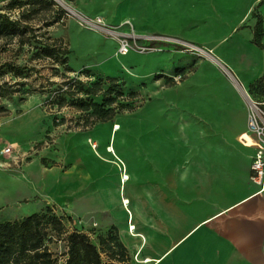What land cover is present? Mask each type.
Returning <instances> with one entry per match:
<instances>
[{
  "label": "crops",
  "instance_id": "1",
  "mask_svg": "<svg viewBox=\"0 0 264 264\" xmlns=\"http://www.w3.org/2000/svg\"><path fill=\"white\" fill-rule=\"evenodd\" d=\"M72 1L74 15H89ZM259 3L248 0L236 19L221 14V4L214 10L222 19H212L208 4L192 35H209L212 20L219 25L216 40L229 42L214 47L218 67L199 59L192 80L166 89L140 125L120 119L86 127L62 142L59 173L31 176L78 227L116 228L132 264H264V196L251 181L255 149L240 141L248 131L245 96L264 98V85L250 93L264 76V50L253 43L257 20L240 25ZM32 121L15 137L31 136Z\"/></svg>",
  "mask_w": 264,
  "mask_h": 264
},
{
  "label": "rangeland",
  "instance_id": "2",
  "mask_svg": "<svg viewBox=\"0 0 264 264\" xmlns=\"http://www.w3.org/2000/svg\"><path fill=\"white\" fill-rule=\"evenodd\" d=\"M10 1L0 3V13L7 11L5 8ZM50 1L63 11L60 12L63 20L46 32L52 38H62L67 44L71 52L68 65L73 72H67L65 67L53 61H34L36 51L33 45H20L18 39L12 42L0 40V144L12 145L21 160L25 159L19 166L12 165L0 171V224L21 221L36 213L43 214L51 208L53 214L62 219L65 229L61 235L49 230L46 246L57 264H67L69 233L78 230L98 244L99 237L106 236L111 228L105 230L100 226L84 224L78 227L75 220L65 213L61 203L50 199V188H41L31 179L32 174L59 173L63 166L62 142L86 131V125L92 122L87 113L79 111L70 103L62 109L51 105L58 85L68 80L73 86H76L74 82L77 81L89 88L99 82L101 92L93 97L98 103L104 102V94L113 85L114 89L126 95L137 92V98L121 97L114 105L116 109H119L118 105H133V111L120 109L113 120L105 123L112 125L122 120L124 124L140 125L146 107L163 97L166 89L178 86L186 79L192 80V71L196 69L199 59L211 60L218 67L215 59L219 62L216 56L220 53L214 55V47L221 50L229 42L228 39L216 40L219 25L212 20L209 35H192L197 23L195 21L204 16L205 7L211 4L214 11L212 19H222L221 14L236 19L244 12L248 0H78L89 12V15L78 13V16L71 13L74 7L72 0ZM220 4L221 14L214 10ZM260 11L264 19V4L246 11L242 15L241 27H247L248 21L255 19L253 14ZM12 13L13 17L17 16L15 12ZM50 15L42 12L40 18L53 21ZM81 16L92 20L100 17L105 25L117 28L131 40L130 53L125 56L119 54L118 40L102 33L100 29L87 27ZM68 21L80 30L69 29ZM133 34L138 37H132ZM146 37L159 39L151 41L146 40ZM145 47L150 48V51H144ZM6 65L26 69L21 75L15 76ZM83 66H88L94 72L86 68L78 70ZM179 70L182 73H178ZM260 89L257 86L250 93L260 92ZM68 101L72 99L68 98ZM31 120H34L31 124L35 126L31 136L20 134V137H15L13 131ZM90 142L88 145L91 148ZM102 259L108 264L106 256L103 255ZM127 264H132L131 256Z\"/></svg>",
  "mask_w": 264,
  "mask_h": 264
},
{
  "label": "trees",
  "instance_id": "3",
  "mask_svg": "<svg viewBox=\"0 0 264 264\" xmlns=\"http://www.w3.org/2000/svg\"><path fill=\"white\" fill-rule=\"evenodd\" d=\"M264 4L261 0L258 7ZM7 11L0 13V40L14 41L18 39L20 45H33L35 47L34 61H53L65 67L67 72H73L69 67V55L71 54L67 44L62 38L50 37L46 30L61 22L62 15L56 4L50 0H11L5 8ZM59 10V11H58ZM3 11V10H1ZM12 12L17 14L12 16ZM42 12L50 13L53 21L40 18ZM253 17L257 23L254 27L253 43L264 50L262 43L264 37V19L255 12ZM41 32H44L40 35ZM15 76L21 75L26 67L6 65ZM35 72L36 69H32ZM182 73V71H178ZM64 78V76L62 75ZM67 79V78H66ZM112 83H115L111 79ZM73 86L68 80H64L54 91V102L51 104L57 109H62L70 103L79 111L87 113L92 122L86 127H91L98 122H107L119 112L128 109L133 111V105L114 106L118 98H137V92L126 95L117 91L115 85L104 94L103 103L94 100L100 90L99 82L85 88L81 83L74 82ZM259 88L264 85V76L257 81ZM115 93L113 97L112 94ZM84 96V97H82ZM71 98L72 101H68ZM55 125V122H54ZM56 126V125H55ZM65 225L61 218L55 216L51 208L43 214H33L21 221L6 222L0 224V264H57L50 249L46 246L49 230L61 235ZM68 259L67 264H106L102 256H106L108 264H127L130 253L122 243L116 228H111L106 236L98 239L94 244L90 237L78 230H73L67 235Z\"/></svg>",
  "mask_w": 264,
  "mask_h": 264
},
{
  "label": "built area",
  "instance_id": "4",
  "mask_svg": "<svg viewBox=\"0 0 264 264\" xmlns=\"http://www.w3.org/2000/svg\"><path fill=\"white\" fill-rule=\"evenodd\" d=\"M83 24L87 27H94L119 42V54L125 56L130 53L132 46L130 39L123 36L117 28L105 25L102 18L98 17L94 20L86 19L81 16ZM132 37L136 38L135 34ZM146 40H156L159 38L146 37ZM144 51H150V48H144ZM248 107V131L240 137V141L244 145H251L255 151L251 164V181L258 187L257 194L264 196V98L254 99L249 95L245 96ZM0 171L10 168L12 165L19 166L25 159L21 160L20 156L15 152L12 145L0 147ZM97 225L95 224L94 227ZM131 233L135 232V226L129 227Z\"/></svg>",
  "mask_w": 264,
  "mask_h": 264
},
{
  "label": "bare ground",
  "instance_id": "5",
  "mask_svg": "<svg viewBox=\"0 0 264 264\" xmlns=\"http://www.w3.org/2000/svg\"><path fill=\"white\" fill-rule=\"evenodd\" d=\"M72 13V12H71ZM76 16H78V15H76ZM199 49V48H198ZM228 72V71H227Z\"/></svg>",
  "mask_w": 264,
  "mask_h": 264
}]
</instances>
